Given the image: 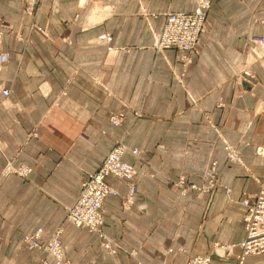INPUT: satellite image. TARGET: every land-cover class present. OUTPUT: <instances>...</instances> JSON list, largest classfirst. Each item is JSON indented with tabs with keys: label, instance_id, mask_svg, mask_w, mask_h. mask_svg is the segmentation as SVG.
I'll use <instances>...</instances> for the list:
<instances>
[{
	"label": "crops",
	"instance_id": "crops-1",
	"mask_svg": "<svg viewBox=\"0 0 264 264\" xmlns=\"http://www.w3.org/2000/svg\"><path fill=\"white\" fill-rule=\"evenodd\" d=\"M195 1L38 0L30 17L19 0H0V54L12 57L0 66V89L12 90L0 94V264H55L28 250L23 235L61 225L119 139L140 152L124 157L138 172L134 204L124 209L129 189L109 177L119 195L105 201L104 231L137 256L110 255L87 228L64 223L65 264L236 263L246 237L240 202L259 193L264 177L255 155L264 147V58L250 42L264 38V0H211L199 54L185 67L181 52L154 51L152 28H162L167 11L193 12ZM106 34L109 45L100 40ZM250 62L255 81H237ZM119 113L116 127L110 119ZM222 137L252 175L226 162ZM212 160L222 163L218 179L230 193L182 196L174 184L200 186ZM10 161L31 167L30 178L5 175ZM216 247L233 249L221 257ZM246 264H264V254Z\"/></svg>",
	"mask_w": 264,
	"mask_h": 264
},
{
	"label": "built area",
	"instance_id": "built-area-1",
	"mask_svg": "<svg viewBox=\"0 0 264 264\" xmlns=\"http://www.w3.org/2000/svg\"><path fill=\"white\" fill-rule=\"evenodd\" d=\"M26 6V13L34 17L39 10L38 0H19ZM211 0H196L195 9L191 13H181L167 11L164 14V24L160 30L152 28L154 38V50L165 55L167 52L177 50L182 53L181 61L183 65L189 66L192 64L193 56L199 54V44L201 38L206 34L209 27L208 13L211 9ZM149 16L154 17L151 14ZM264 24V21L261 22ZM1 25V24H0ZM3 33L0 31V40ZM101 42L109 45L111 36L109 34L100 37ZM251 44L256 51H259L261 57L264 58V38L253 37ZM11 57L9 54H0V66L9 63ZM255 62H250L243 69L237 78L239 82L253 83L256 76L253 72ZM0 94L8 98L12 94V90L0 89ZM221 100L223 95L220 96ZM223 105L222 102L220 104ZM140 116V113H136ZM124 122L122 113L113 115L110 123L113 126H121ZM224 151L226 154V162L239 165L246 169L251 175L246 163L242 157V153L238 146L224 137L221 138ZM131 152L135 156H139L138 150H131L123 141H117L103 161L99 169L87 175L86 180L81 184L80 192L74 203L65 208V218L61 225H58L51 233L46 234L44 229L38 228L32 232L25 233L21 239L22 244L30 251H35L38 254L46 253L55 264H65L64 251L62 243V235L64 233V223L81 228L85 227L90 233L95 234L102 243L104 251L110 255H116L119 251L128 253L135 257L137 251H129L122 247L119 243L111 239L104 231L106 212L104 204L109 196H118L119 192L112 188L108 183L109 177L115 178L127 185L129 196L125 199L124 209H130L134 204L133 196L135 194V179L138 172L134 166L124 160L125 155ZM255 155L259 158H264V147H256ZM222 163L217 160L210 161L203 173L202 184L187 185L184 178L174 184L175 187L181 190V195L185 196L189 191H197L200 194H212L217 188L223 187L218 179ZM33 173V169L26 165L15 167L13 161L8 162L4 174H14L18 177L28 180ZM260 186L259 193L255 195H246L240 202L246 212L243 217L245 224L246 237L239 245L240 253L237 256L235 264H246L247 258L250 256H259L264 254V177L256 179ZM228 193L230 190L226 187ZM224 251L223 254L218 253L219 250ZM233 247H216V253L221 257L231 254ZM171 254L173 249H166ZM180 253H187L184 247L178 250ZM43 264H48L43 261ZM163 264H171L167 260ZM189 264H212L210 256H198L189 260Z\"/></svg>",
	"mask_w": 264,
	"mask_h": 264
},
{
	"label": "rangeland",
	"instance_id": "rangeland-1",
	"mask_svg": "<svg viewBox=\"0 0 264 264\" xmlns=\"http://www.w3.org/2000/svg\"><path fill=\"white\" fill-rule=\"evenodd\" d=\"M138 2L140 1V0H137ZM141 1H143V0H141ZM28 15V14H27ZM29 16V15H28ZM31 17V16H30ZM209 18V17H208ZM154 39V38H153ZM202 39V38H201ZM200 45V44H199ZM153 49H154V43H153ZM199 49V48H198ZM155 51V50H154ZM157 53V52H156ZM6 54H8V53H6ZM159 54V53H158ZM10 55V54H9ZM10 57H11V55H10ZM11 60H12V57H11ZM10 60V61H11ZM120 114V113H119ZM123 114V113H122ZM117 115V114H116ZM124 123V122H123ZM123 141L124 142V140L123 139H119V140H117V141ZM125 143V142H124ZM115 145V144H114ZM114 147V146H113Z\"/></svg>",
	"mask_w": 264,
	"mask_h": 264
}]
</instances>
